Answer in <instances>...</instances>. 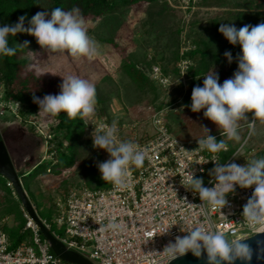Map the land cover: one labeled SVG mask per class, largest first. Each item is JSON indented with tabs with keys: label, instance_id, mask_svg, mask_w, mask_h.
<instances>
[{
	"label": "rangeland",
	"instance_id": "374dc122",
	"mask_svg": "<svg viewBox=\"0 0 264 264\" xmlns=\"http://www.w3.org/2000/svg\"><path fill=\"white\" fill-rule=\"evenodd\" d=\"M188 1L179 0L178 3H175L172 0L174 5L181 6L180 10L177 9L178 14L173 11L174 6L170 11V8L161 2L156 6L142 5L137 8L133 6L127 8L124 13L85 20L88 35L96 41L99 53L91 59L74 58L67 53L45 52L37 44L34 36L22 41L23 44L28 42V46L25 47L30 60V64L22 70L23 75L35 72L60 80L69 75L79 76L94 83L96 91L102 99L101 104H96L95 114L88 117L87 130L83 141H81L77 166L67 169L58 176L41 175L32 187L40 203V211L51 217L50 222L54 230L61 236L66 235L64 226L55 222V214L49 210L52 197L55 199L57 196L65 194L70 188L78 186V183L86 185L85 182L88 181L94 185L95 179L92 178V181L89 179L91 177L87 170H92V174L101 179L97 164L109 159V155L106 151L93 147L92 133L94 128L97 130L99 121L104 118H101L103 114L106 115L105 117L120 120L122 125L117 127V133L122 139H126L132 134L140 135L145 131L152 132L151 118L157 111L156 108H160L158 110H163L166 113L171 127L170 131L179 139L190 140L205 137L206 133L202 126H206L210 129L211 135H216L218 140L224 139L228 149L235 153L234 155L240 156L233 157V162L238 165H245L246 161L263 157L264 124L256 121L255 132L252 135H249V126L241 125L239 129L241 141L239 143L221 136L217 126L204 118L203 110L194 113L190 109L192 88H190L189 82L192 78L188 75V67L195 62V59L188 57V59L178 61L171 57V62L168 61L169 68L177 66L180 72L177 75H169L164 71V65L168 63L169 52L162 47L164 44L165 46L175 45L179 38L180 51L195 48L193 40L200 34L205 36V41L214 50L213 52L220 53L219 49L228 41L219 32V27L222 23H227L228 16L226 14L228 11L233 6H247L246 3H249L250 5L247 7L252 9L251 11L264 12V0H222L223 4L200 8L192 7L190 12H185ZM193 2H198V0H193ZM159 10L168 11L166 15H168L169 23L165 19L166 17L158 14ZM43 11L47 10L40 7L35 14ZM115 26H120L119 32L114 35L117 47L101 41V38L111 35L112 28ZM179 26L181 33L177 35L176 28ZM163 31L165 34L161 36ZM145 50L150 54L149 59L154 60L150 67L145 66V61L147 62L148 59L144 53ZM155 51L156 53L153 55L152 53ZM127 54L139 60L138 66L148 70L152 78L157 80L159 85L156 86L155 91L142 93L132 84L121 69L122 61ZM198 60L200 67L203 65L207 67L205 72L197 75L200 81H203V77L213 69L216 73L224 71L221 64L214 65V56L212 55L201 57ZM154 68H158L160 74L154 75ZM158 76L163 77V82L158 80ZM232 76L233 74L223 75L222 84ZM4 95V88L0 83V123H9L8 121L13 123L11 127L2 128L0 131L16 168L19 172H23L38 163L41 158L45 156L49 158V154L46 152V139L53 119L37 112L32 116L34 124L22 122L15 115L18 113L15 104L9 99H5ZM6 103L7 106H5ZM159 105L161 107H158ZM101 109L104 110L102 114ZM42 134L44 135L42 136ZM227 155L229 154L227 153ZM209 177L201 176L199 178L203 179L205 185ZM66 187L69 189L65 190ZM17 199L20 202L18 196ZM0 201V220L6 218V225L16 226L19 221L14 214L3 213L2 209L5 207L6 201L1 192ZM22 211L25 217V209L22 208ZM25 220H27L26 217ZM27 238L32 240L31 232ZM226 238L231 241L229 236Z\"/></svg>",
	"mask_w": 264,
	"mask_h": 264
},
{
	"label": "clouds",
	"instance_id": "9594fccd",
	"mask_svg": "<svg viewBox=\"0 0 264 264\" xmlns=\"http://www.w3.org/2000/svg\"><path fill=\"white\" fill-rule=\"evenodd\" d=\"M25 20L26 16H21L15 24L0 26V55L16 54L17 47H10L8 38L18 33L34 36L40 48L48 53H67L74 58L88 59L99 54L97 43L88 35L86 21L76 8L65 11L56 7L50 13L37 12L27 27ZM219 32L230 44L241 47V53L236 57L238 68L223 84L219 83V75L214 69L204 76L203 86L197 85L192 89L190 109L194 113L203 110L204 118L217 126L221 136L239 143L240 121H248L249 113L252 114L249 135L254 134L256 121L264 124V22L255 26L245 24L239 29L234 24L222 23ZM17 46H28V42ZM224 56L232 63L230 51H225ZM59 87V94H46L43 98L33 96V103L39 106L38 114L57 117L65 113L69 119L95 114L97 92L94 83L69 75L62 77ZM13 103L19 110V102ZM11 126V123H0V129ZM202 128L206 136L197 140L198 147L195 150H207L210 153L228 151L224 139L217 141L210 134V129L206 126ZM117 132L116 122L101 130L94 128L92 141L94 148L102 149L109 155V159L97 164L101 179L105 183L124 187L130 166H143L145 151L132 141H120ZM211 161L215 163L209 173L214 177L209 181L212 187H205L203 179L197 178L194 170L181 179L186 189L199 196L201 212L207 215L202 206L205 202L213 209L224 208L228 204L226 197L235 192L237 185L243 189L255 186L252 196L243 207L242 215L249 224L258 226L257 231L264 232V157L246 161L245 165L235 162L221 164L215 158ZM173 225L160 228L159 235L169 233ZM108 227L123 228L115 223H110ZM181 231L188 234L176 236L175 242H169L161 253L166 254L168 264L189 252L197 258L206 253V264H235L238 259L246 262L252 260L253 252L246 240L230 241L224 233L203 224Z\"/></svg>",
	"mask_w": 264,
	"mask_h": 264
},
{
	"label": "built area",
	"instance_id": "2783aa9c",
	"mask_svg": "<svg viewBox=\"0 0 264 264\" xmlns=\"http://www.w3.org/2000/svg\"><path fill=\"white\" fill-rule=\"evenodd\" d=\"M154 73L160 74L159 69L154 68ZM157 78L163 82V77ZM15 115L24 121L18 113ZM110 125L103 118L97 130ZM151 126L152 132L132 134L126 139L117 133L120 141H132L145 151L143 166H130L126 186L109 183L107 188H91L83 184L55 198V222L64 226L66 235L61 236L40 218L55 237L93 264H168L166 254L161 253L169 242H175L176 236L188 234L181 229L203 224L229 236L231 241L259 233L258 226L249 224L242 215L255 186L243 189L237 185L222 209H213L205 202L204 215L199 196L181 184L191 170L197 178L210 176L215 167L213 158L221 164L231 163L235 153L227 155L229 149L219 153L195 150L200 138L182 140L173 135L163 110L155 111ZM213 179L210 176L204 186L212 187L209 181ZM25 217V228L30 230L32 240L26 238L13 248L3 229L6 218L0 220V264H75L57 256L27 211ZM110 223L123 228L108 227ZM171 225L169 233L159 235L160 228Z\"/></svg>",
	"mask_w": 264,
	"mask_h": 264
},
{
	"label": "trees",
	"instance_id": "16d2710c",
	"mask_svg": "<svg viewBox=\"0 0 264 264\" xmlns=\"http://www.w3.org/2000/svg\"><path fill=\"white\" fill-rule=\"evenodd\" d=\"M173 1H175V3L179 2V0ZM161 2L168 6L170 11L174 6L173 11L176 14H178L177 9H181V6L174 5L172 0H0V26L5 24H15L18 22L19 17L26 16L25 27H27L29 26L28 22L40 7H43L49 13L56 7H60L65 11L76 8L84 19L88 20L124 13L127 8H132L133 6L136 8L142 5L156 6ZM188 2L185 12H190L192 7L200 8L203 6L208 7L211 5L223 4L222 0H198V2L195 3L193 0H189ZM246 5L249 6L250 4L246 3ZM247 6H233L226 14L228 16L227 23L234 24L235 27L239 29L245 24L255 26L264 22L263 11H251L252 9ZM166 13H168V11L162 12V10H159L158 12L159 15L166 17L165 19L168 22V15H166ZM176 29L177 35H180V26ZM119 30L120 26H115L112 28L111 35L109 37L101 38V41L117 47L118 44L114 35L118 33ZM164 34L165 31L161 32L160 35L164 36ZM31 37L32 36L27 33H18L14 37L9 36V46L17 47L16 54L14 56L0 55V83L4 88L5 99H9L12 102H19L20 109L18 110V115L22 117L27 124H31L32 116L39 112V106L33 103V96L35 95L43 98L46 94H59V86L62 83V80L58 78L40 75L35 72L23 75L22 70L30 64V60L27 57L28 50L26 47L17 45H23L22 41ZM177 40L178 42L175 45L170 44L169 46H165L164 44L162 48L164 50L167 49L166 51L169 52L167 62H171V57L178 61L188 59V57L195 59V62L191 63L188 67V75L192 78L189 82V86L192 89L197 85L201 87L203 86V81H200L197 77L198 74H202L207 70L205 65L201 67L198 65V59H201V57H209L212 55L214 56V65H216V63L221 64L224 70L223 72L218 73L219 83L221 84L223 81V75H232L238 68L236 57L241 53V47L239 45H232L227 42L223 46L221 45L222 47L220 46V53L213 52L214 50L211 46L206 43L205 36L203 37L199 34L193 40V43L196 45L195 48L180 51L179 38ZM225 51H230L232 53V63H229L224 56ZM144 53L148 56L147 62L145 61V66L150 67L154 60L149 59L150 54L146 52V50ZM155 53L156 51L152 54L155 55ZM138 62L139 60L132 57V55L130 56V54H127L122 61L121 69L128 76L132 84L137 89L141 90L142 93L146 91H155L156 86H158L159 83L152 78L148 70L139 67ZM169 62L166 63L165 61L166 64L164 65V71L169 75H177L180 72L179 68L177 66L169 68ZM101 102L102 99L97 93V104H101ZM158 107L161 106L159 105ZM158 109L160 108H156V110ZM100 111L101 114L104 113L103 109ZM251 115V113L248 114V121H240V126H249V121L252 119ZM105 116L106 115L103 114L101 118L104 117L108 123L112 124L113 122H116L117 126L122 125V123L119 122L120 120H114L112 117L108 118ZM52 119L53 122L50 124L46 150L49 154V158L45 157L40 159L38 163H35L29 169L19 172V175L29 199L35 206L38 216L42 220H46L50 223L52 230H54L53 225L50 222L51 217L40 211V203L37 200V196L34 194L32 187L35 185L36 179L41 175L58 176L63 174L67 169L77 166L81 152V141H83V137L87 130L88 117L82 118L77 116L74 119H69L65 113H61L57 117H52ZM169 128H171L170 125ZM1 140H3V135L0 131V141ZM227 153L229 155L233 154L231 150ZM89 169H91V167H89ZM87 172L91 177L89 178L91 181L93 180L92 178L95 179L94 185L88 181L85 182L87 186L91 188H107L109 186V183H105L102 179L94 176L92 170H87ZM78 185H80V183H78ZM68 189L69 188L67 187L65 188V190ZM13 191L15 190L8 179L0 175V192L3 193L6 201L5 207L2 209L3 213L14 214L19 221L16 226H8L5 222L3 223V229L9 236L11 248L16 247L30 234V230L25 228L26 220L22 211L23 207L17 199L18 194L16 192L13 194ZM54 201L55 199L52 197V203L49 209L52 214L55 213Z\"/></svg>",
	"mask_w": 264,
	"mask_h": 264
},
{
	"label": "water",
	"instance_id": "95a60500",
	"mask_svg": "<svg viewBox=\"0 0 264 264\" xmlns=\"http://www.w3.org/2000/svg\"><path fill=\"white\" fill-rule=\"evenodd\" d=\"M0 175L8 179L12 184L15 192L18 194L22 207L39 225L42 235L50 243L52 251L61 259L75 264H93L88 258L81 253L69 249L63 242H61L53 233L45 226L37 211L29 199L23 184L20 179L19 170L16 168L10 152L7 148L5 140L0 141ZM246 243L251 246L253 255L250 262L236 260L235 264H264V232H259L246 239ZM206 253L197 258L191 252L182 257L170 261L169 264H206Z\"/></svg>",
	"mask_w": 264,
	"mask_h": 264
},
{
	"label": "crops",
	"instance_id": "0c3cea01",
	"mask_svg": "<svg viewBox=\"0 0 264 264\" xmlns=\"http://www.w3.org/2000/svg\"><path fill=\"white\" fill-rule=\"evenodd\" d=\"M6 119H7V118H6ZM7 121H8V120H7ZM8 122L11 123V124H13L12 121H8ZM41 159H43V158H41Z\"/></svg>",
	"mask_w": 264,
	"mask_h": 264
},
{
	"label": "flooded vegetation",
	"instance_id": "af4514ba",
	"mask_svg": "<svg viewBox=\"0 0 264 264\" xmlns=\"http://www.w3.org/2000/svg\"><path fill=\"white\" fill-rule=\"evenodd\" d=\"M8 148V147H7Z\"/></svg>",
	"mask_w": 264,
	"mask_h": 264
}]
</instances>
